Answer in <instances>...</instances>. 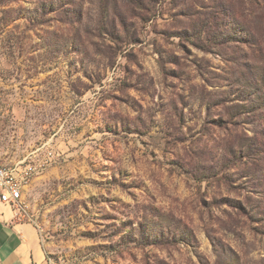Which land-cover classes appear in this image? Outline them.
<instances>
[{"label":"rangeland","instance_id":"1","mask_svg":"<svg viewBox=\"0 0 264 264\" xmlns=\"http://www.w3.org/2000/svg\"><path fill=\"white\" fill-rule=\"evenodd\" d=\"M25 161L44 264H264V0H0Z\"/></svg>","mask_w":264,"mask_h":264},{"label":"crops","instance_id":"2","mask_svg":"<svg viewBox=\"0 0 264 264\" xmlns=\"http://www.w3.org/2000/svg\"><path fill=\"white\" fill-rule=\"evenodd\" d=\"M46 252L38 230L22 222L15 212L3 214L0 210V263L44 264Z\"/></svg>","mask_w":264,"mask_h":264},{"label":"built area","instance_id":"3","mask_svg":"<svg viewBox=\"0 0 264 264\" xmlns=\"http://www.w3.org/2000/svg\"><path fill=\"white\" fill-rule=\"evenodd\" d=\"M33 162H22L15 166H7L0 162V202L6 206H19L17 195L21 188L39 173ZM41 168V167H40Z\"/></svg>","mask_w":264,"mask_h":264},{"label":"bare ground","instance_id":"4","mask_svg":"<svg viewBox=\"0 0 264 264\" xmlns=\"http://www.w3.org/2000/svg\"><path fill=\"white\" fill-rule=\"evenodd\" d=\"M30 180L25 184L23 188L20 189L18 195H17V203L22 204L23 203V198H24V189L27 188L29 185Z\"/></svg>","mask_w":264,"mask_h":264}]
</instances>
